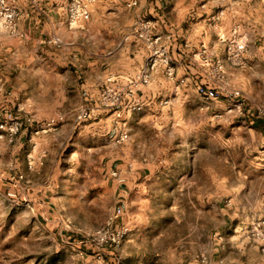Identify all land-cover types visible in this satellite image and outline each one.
I'll return each instance as SVG.
<instances>
[{
    "label": "rangeland",
    "instance_id": "obj_1",
    "mask_svg": "<svg viewBox=\"0 0 264 264\" xmlns=\"http://www.w3.org/2000/svg\"><path fill=\"white\" fill-rule=\"evenodd\" d=\"M149 1L167 6L175 26L225 51L220 35L238 28L248 40L243 66L227 59V69L206 46L224 61L229 92L201 62L206 88L158 112L159 122H146L142 101L141 113L122 107L116 117L101 106V87L88 95L73 90L64 101L60 88L57 101L48 95V106L59 100V108L43 112L47 119L65 114V125L38 137L33 169L20 159L28 189H0V264H95L98 249L85 236L110 220L130 233L120 248L105 249L102 264H197L203 257L264 264L262 242L251 235L264 221V0ZM220 10L225 14L216 24ZM12 66L0 68V82L13 92L9 105L0 101V120L8 106L14 115L23 103L2 78ZM122 133L129 139L117 143ZM112 169L126 182L109 178Z\"/></svg>",
    "mask_w": 264,
    "mask_h": 264
},
{
    "label": "crops",
    "instance_id": "obj_2",
    "mask_svg": "<svg viewBox=\"0 0 264 264\" xmlns=\"http://www.w3.org/2000/svg\"><path fill=\"white\" fill-rule=\"evenodd\" d=\"M131 1L97 0L92 7L91 18L70 28V0H9L19 12L18 29L24 36L11 35L0 29V61L3 62L0 68L13 65V68L1 74L8 87L19 94L23 102L32 105L36 122L24 129L14 143H0L1 190L28 189V178L19 161L21 159L25 163V168L32 165L30 169H33L38 149L33 146V130L38 120L47 119L43 109L59 108V100L55 105L48 106V95L54 94L57 101L60 99L59 88L63 101L76 89L81 94L88 95L90 91L96 94L97 88L108 77L113 76L124 83L144 67L148 50L132 34L135 19L141 15L155 19V33L168 43L177 67L178 81L175 83L169 80L161 67L155 72L153 82L141 88L138 99L144 105L141 112H148L146 122H159L158 112L162 111L164 115L165 111L184 101L189 92L206 88L201 84L209 80L208 75L201 61L193 57L203 44L213 49L216 56L223 58L227 69H230L223 45L218 42L209 45L203 39L193 37L183 27L175 26L171 18L167 17V6H160L162 10L159 12L149 0H137L138 5L133 7L128 5ZM182 5L178 4L176 13L181 12ZM55 36L64 40L63 48L47 43L48 39ZM16 77L19 78L17 83L14 80L9 83L10 78ZM47 77L54 81L45 83L42 79ZM89 78H94L93 85L87 83ZM36 94H42L43 97L39 98ZM164 101H168L167 105L160 106V102ZM2 106L0 103V108ZM63 123L60 126L64 127ZM13 175H24L26 179L12 181Z\"/></svg>",
    "mask_w": 264,
    "mask_h": 264
},
{
    "label": "built area",
    "instance_id": "obj_3",
    "mask_svg": "<svg viewBox=\"0 0 264 264\" xmlns=\"http://www.w3.org/2000/svg\"><path fill=\"white\" fill-rule=\"evenodd\" d=\"M96 1L70 0L68 8L69 27L75 28L82 21L89 20L91 18L92 7ZM137 4V0H132L128 5L133 7ZM224 14V11L220 10L213 15L212 19L218 24L223 19ZM18 17L19 12L17 8L9 0H0V28L2 30L11 35L24 36L18 29ZM155 26V19L138 17L132 27V34L142 41L148 50V57L144 67L124 83L110 76L101 86V106L105 109H113L115 116L118 118L122 116V107L132 112L142 110V103L138 99L139 92L143 86H148L153 82L155 72L161 67L164 68L165 75L169 80L178 83L176 81L177 67L170 54L168 43L164 42L163 38L155 33ZM220 41L226 47L228 61L234 66H243L248 40L240 36L238 28L235 27L227 35L221 34ZM47 42L57 47H62L65 44L64 40L57 36L51 37ZM193 57L209 67L212 80L219 85L218 88L222 92H229L228 83L225 78V65L221 58L213 55L205 45ZM12 96L13 92L5 88L0 82V101L7 106L10 104ZM15 109L17 114L12 115V108L8 106L5 118L0 120V143H14L24 129L36 122L30 103H20L16 105ZM83 116L84 112H81L78 118L81 119ZM64 121L65 116L63 114H56L42 123H37L33 130L32 138L34 148L38 146V137L41 134L57 129ZM128 139V133H122L117 137L116 142L123 143ZM109 178L120 184L126 182L125 177L115 169L110 170ZM21 179H24V175H13L11 177L12 181H19ZM7 194L11 198H17L15 191L9 190ZM129 233V227H116L111 220L94 232L88 233L85 236V240L98 249L95 264H102L105 249L120 248ZM251 235L262 242V251L264 253V221L255 224L251 228ZM197 264H225V262L222 259L214 261L203 257Z\"/></svg>",
    "mask_w": 264,
    "mask_h": 264
}]
</instances>
